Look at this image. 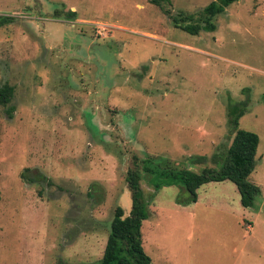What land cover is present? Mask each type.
Here are the masks:
<instances>
[{
  "label": "rangeland",
  "instance_id": "obj_1",
  "mask_svg": "<svg viewBox=\"0 0 264 264\" xmlns=\"http://www.w3.org/2000/svg\"><path fill=\"white\" fill-rule=\"evenodd\" d=\"M214 23L191 35L147 0H0V88L14 89L0 106V264H98L115 208L130 211L132 156L211 166L232 107L259 137L248 179L261 195L244 208L234 184L211 182L179 204V186L144 180L142 246L151 264H264V0Z\"/></svg>",
  "mask_w": 264,
  "mask_h": 264
},
{
  "label": "trees",
  "instance_id": "obj_2",
  "mask_svg": "<svg viewBox=\"0 0 264 264\" xmlns=\"http://www.w3.org/2000/svg\"><path fill=\"white\" fill-rule=\"evenodd\" d=\"M147 1L170 18L175 27L191 35H198L200 32L215 31V18L222 14L229 5L239 0H218L210 3L198 13L181 14L175 19L170 13V0ZM75 16V12L66 13L67 19L73 20ZM13 91L10 85L0 88V106L6 107L11 102ZM6 111L10 115L13 109L9 107ZM244 111V109L239 110L232 107L226 113L227 125L232 137L231 143L222 154L211 157V166L205 165L207 159L204 156L186 159L185 165L200 166L199 171H193L185 165L181 168L167 169L156 165L158 161L154 158L139 159L136 155L132 156L131 166L125 177L131 199L130 211L125 214L123 208L119 206L115 208L109 224L105 248L98 264H151L142 246L141 227L147 218L146 208L150 199V196L145 195L141 186L144 180L150 186L152 185L155 191L163 186H179L188 193L186 199H177L179 204L196 202V191L204 184L229 181L235 185L240 195L241 205L244 208L253 207L261 191L248 178L255 167L259 137L253 132L238 128V120ZM21 177L25 178V174L22 173Z\"/></svg>",
  "mask_w": 264,
  "mask_h": 264
}]
</instances>
